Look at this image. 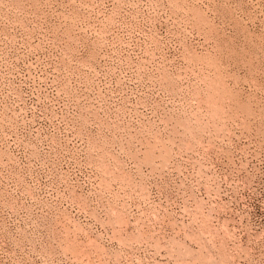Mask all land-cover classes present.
<instances>
[{
  "label": "rangeland",
  "instance_id": "obj_1",
  "mask_svg": "<svg viewBox=\"0 0 264 264\" xmlns=\"http://www.w3.org/2000/svg\"><path fill=\"white\" fill-rule=\"evenodd\" d=\"M0 264H264V0H0Z\"/></svg>",
  "mask_w": 264,
  "mask_h": 264
}]
</instances>
